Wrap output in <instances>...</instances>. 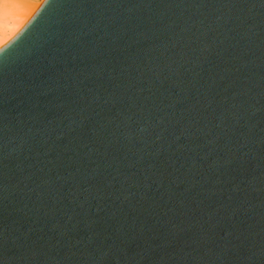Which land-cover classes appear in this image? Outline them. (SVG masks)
Wrapping results in <instances>:
<instances>
[{"label":"water","instance_id":"95a60500","mask_svg":"<svg viewBox=\"0 0 264 264\" xmlns=\"http://www.w3.org/2000/svg\"><path fill=\"white\" fill-rule=\"evenodd\" d=\"M0 264H264V0H48L0 53Z\"/></svg>","mask_w":264,"mask_h":264},{"label":"bare ground","instance_id":"6f19581e","mask_svg":"<svg viewBox=\"0 0 264 264\" xmlns=\"http://www.w3.org/2000/svg\"><path fill=\"white\" fill-rule=\"evenodd\" d=\"M48 0H0V53L31 24Z\"/></svg>","mask_w":264,"mask_h":264},{"label":"rangeland","instance_id":"374dc122","mask_svg":"<svg viewBox=\"0 0 264 264\" xmlns=\"http://www.w3.org/2000/svg\"><path fill=\"white\" fill-rule=\"evenodd\" d=\"M37 1H39V0H37Z\"/></svg>","mask_w":264,"mask_h":264}]
</instances>
